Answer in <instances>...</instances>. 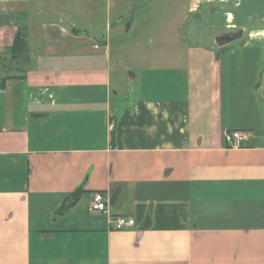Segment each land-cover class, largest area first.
Returning a JSON list of instances; mask_svg holds the SVG:
<instances>
[{"label":"crops","instance_id":"1","mask_svg":"<svg viewBox=\"0 0 264 264\" xmlns=\"http://www.w3.org/2000/svg\"><path fill=\"white\" fill-rule=\"evenodd\" d=\"M153 2L0 0L2 56L43 19L0 91V264H264V0H174L127 56Z\"/></svg>","mask_w":264,"mask_h":264},{"label":"rangeland","instance_id":"2","mask_svg":"<svg viewBox=\"0 0 264 264\" xmlns=\"http://www.w3.org/2000/svg\"><path fill=\"white\" fill-rule=\"evenodd\" d=\"M142 3V2H141ZM152 9L153 11L149 12L148 14H146L144 18L138 19V13H137V18L135 19L136 23L135 27L133 29V31L131 32H125L123 29H120L118 31L115 32V29H113V35H117V34H121L122 35V41H123V45H116L119 48L121 47V49H123V46L126 47L125 49V54L128 56L130 55L132 52L134 53L136 50V46H135V41L139 40H143V37L140 36V33L138 31H136V27H139L140 29H145L146 27L149 26H153V28L155 29V27L157 25H168L169 23H177L178 19H181V16H178L179 14L176 15V20L171 18L170 15L172 14V12H170V10L176 9L175 7H178L177 5H174V0H154L153 4H152ZM215 8V4H213L211 6V8H207V12H211L212 9ZM101 11L100 9H97L96 12ZM33 18V26L32 25H28V32H29V40L30 38L33 39L34 42L37 43V41H39V28H40V24L41 21H43L42 17L39 16H34L32 15ZM101 18V17H100ZM204 23V21H203ZM104 26H106V22L103 23ZM202 24V23H201ZM202 27V26H201ZM203 28V27H202ZM100 29L90 33L87 32L89 35H91L94 38H98L100 39L103 32H99ZM104 31V30H102ZM157 36H152V35H147L144 40H145V46H150V43H148L147 41L149 39H153L155 40ZM213 37L212 35L208 37V41H212ZM151 48V47H149ZM118 50V49H117Z\"/></svg>","mask_w":264,"mask_h":264},{"label":"trees","instance_id":"3","mask_svg":"<svg viewBox=\"0 0 264 264\" xmlns=\"http://www.w3.org/2000/svg\"><path fill=\"white\" fill-rule=\"evenodd\" d=\"M73 34H78L75 29ZM28 24H23L16 32L11 54L0 55V91L6 86L9 80L24 79L33 64L32 50L29 44Z\"/></svg>","mask_w":264,"mask_h":264},{"label":"built area","instance_id":"4","mask_svg":"<svg viewBox=\"0 0 264 264\" xmlns=\"http://www.w3.org/2000/svg\"><path fill=\"white\" fill-rule=\"evenodd\" d=\"M240 136V133L234 132L228 136L229 143L234 146L235 140ZM92 209L95 212L102 214H110V200L103 193H95L92 199ZM114 229L118 231L128 230L135 226V219L131 217L119 216L113 220Z\"/></svg>","mask_w":264,"mask_h":264},{"label":"water","instance_id":"5","mask_svg":"<svg viewBox=\"0 0 264 264\" xmlns=\"http://www.w3.org/2000/svg\"><path fill=\"white\" fill-rule=\"evenodd\" d=\"M241 34L239 33L237 35L233 34V35H225V36L217 37L215 42L217 44H222V45L229 44L234 40L235 36H238V35L240 36ZM80 194H82V192L80 190H78L77 192H75L73 194V197H78V196H80Z\"/></svg>","mask_w":264,"mask_h":264}]
</instances>
